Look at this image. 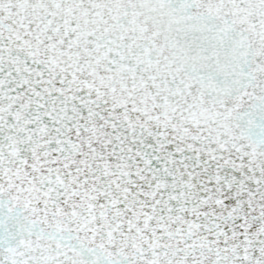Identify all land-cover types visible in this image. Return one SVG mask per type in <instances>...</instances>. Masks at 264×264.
<instances>
[{"label": "snow or ice", "instance_id": "snow-or-ice-1", "mask_svg": "<svg viewBox=\"0 0 264 264\" xmlns=\"http://www.w3.org/2000/svg\"><path fill=\"white\" fill-rule=\"evenodd\" d=\"M0 264H264V0H0Z\"/></svg>", "mask_w": 264, "mask_h": 264}]
</instances>
